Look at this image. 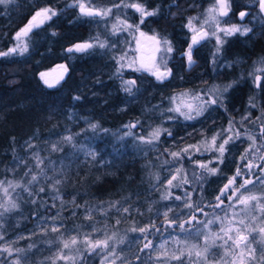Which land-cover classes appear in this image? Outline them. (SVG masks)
Returning a JSON list of instances; mask_svg holds the SVG:
<instances>
[{
    "label": "trees",
    "instance_id": "obj_1",
    "mask_svg": "<svg viewBox=\"0 0 264 264\" xmlns=\"http://www.w3.org/2000/svg\"><path fill=\"white\" fill-rule=\"evenodd\" d=\"M134 3L155 15L141 23L138 14L132 13ZM81 4L99 14L82 13ZM47 7L56 15L17 40L16 33L25 28L33 13ZM206 8L197 0L0 3V53L16 49L0 55V248L7 240L21 239L12 246L9 258L0 253V264H12L10 260L22 262V258L28 263L21 264H52L53 238H93L97 233L92 236L90 226L96 224L87 215L101 217L105 210L121 217V210L135 209L132 222L123 221L120 225H124L122 230L133 228L135 239L145 241L148 232L168 219L167 210L161 212L164 199L160 196L165 189L164 167L177 164L170 161L165 166L170 153L190 154L198 143L212 141L213 137L221 142L235 126L232 121L245 117L248 121L259 120L264 116V13L259 0H229L224 24L247 31L230 36L219 50L210 35L194 43L196 35L190 26L197 17H204ZM242 11L246 13L243 18L239 15ZM134 29L156 37L172 49L170 76L158 80L156 74L135 62L134 41L129 38ZM85 43L93 47L75 50V45ZM190 46L191 65L186 55ZM22 47L26 50L20 51ZM62 64L67 66L64 78L49 87L41 74ZM257 66L262 71L255 83L253 74ZM214 83L222 91L212 95L216 103H206V107L209 103L213 106L201 107L200 114L192 119L178 113V117L172 115L175 101H194L203 93L202 88L208 89ZM126 87L131 88V93ZM58 124L61 133L78 137L76 146L87 147L75 152L78 162L71 177L57 175L54 162L49 163L58 158V152L39 150L47 138L53 137L52 127ZM157 128L162 136L152 139L151 133ZM254 129L264 151L263 125ZM183 138L187 140L182 142ZM247 147L241 141L228 145L221 164L215 166L216 174L202 185L199 198L193 196L197 208L208 209L205 204L216 197L227 179L233 180ZM86 152L92 156L83 159ZM180 177L185 180V173ZM5 191L10 206L3 210ZM60 193L79 205V212L65 218L61 230L25 237L49 207L50 195ZM183 213L171 212L170 222L185 221L189 214ZM142 228L145 231L141 232ZM156 229L152 235L154 242L163 234ZM168 235L176 238L172 232ZM127 236L132 240L131 235ZM177 238L186 239L180 232ZM42 249L45 251L41 252ZM115 252L123 264H142L140 249L129 251L123 258L120 249L110 251Z\"/></svg>",
    "mask_w": 264,
    "mask_h": 264
},
{
    "label": "rangeland",
    "instance_id": "obj_2",
    "mask_svg": "<svg viewBox=\"0 0 264 264\" xmlns=\"http://www.w3.org/2000/svg\"><path fill=\"white\" fill-rule=\"evenodd\" d=\"M11 2L12 0L2 4L5 5ZM208 4L204 17H197V21L194 20L190 28L193 31L192 33L196 35V42L198 39L200 41L206 35H210L215 40L216 48L221 49L224 42L237 32L225 35L222 30L231 29L234 26L227 23L224 24L223 17L225 15L220 14L217 0H209ZM119 22L122 23L121 21ZM124 25L130 28L128 24ZM237 28L240 29V32L246 33L244 27ZM130 29H133V27ZM137 34L134 29V33L129 37L131 38V42L134 41L135 62H139L140 66L150 73L156 75L164 74L165 77L170 76L169 62L171 52L168 51V48L157 40H139L140 43L137 48ZM218 37L221 41L219 43ZM22 42L25 44V39H22ZM147 42L150 43V46ZM141 44L152 47L151 51H143L140 48ZM21 49H24V47L20 48V51ZM212 53H215L214 49ZM255 70L253 79L255 83H258V76L262 69L257 66ZM66 71V64L57 65L53 69L43 73L44 76L42 78L47 80L48 84L54 85L64 78ZM202 91L203 93L196 97L198 99H195V102L182 99L175 101L174 109L179 107L180 112L175 111L172 115H175V117L179 115L181 117L184 116L186 119V115L190 114L194 118L201 107L205 109L213 106L212 103H209L206 107V103L212 102L214 100L212 99V95H216L217 92H221L222 90L218 89V85L214 83L208 89L207 87L202 88ZM189 106L191 111L189 110ZM181 112L185 113V115H181ZM261 121L264 122V116H260L259 120L251 119L248 121L245 117L238 119L237 122L232 121L231 124L235 126L230 128L221 142L218 139H216L215 145L212 143L213 140L205 143L200 142L193 148L190 154L186 155L175 152L177 155L173 156L174 152L170 153V159L165 161V166L170 161L172 164H174V161H177L178 166H176L175 162L176 165H168L163 169L165 172L163 181L165 189H163L160 196L161 200L164 199L161 205V212L165 213V210H167L166 218L168 219L164 220L163 224L160 223L156 227L157 229L155 228L157 232L160 229V231H163L162 237L158 242H154L155 235L152 236L155 233V229L150 234L148 232L145 235V241L135 239L134 234L136 230L133 228L122 230L124 225L120 224H123V221L127 223L128 221L132 222L135 209H132L133 212H129L128 209L124 208L125 210H121V217L119 213L105 210L104 213H101V217L90 218L87 215V218L97 225L90 226L91 235L97 233L95 236L92 235L93 238L72 239L70 241L65 236L53 238L52 241L55 244V248H53L54 250L52 249L51 263L123 264L121 259L119 261L120 257L116 253L117 251L114 254H111L110 251L112 249H120L122 254H124L121 257L123 258L129 251H135L137 248L143 253L142 264H264V164L262 162L258 168L253 166L264 155L263 148L259 145V143L261 144L258 139L259 133L257 136V130L254 129L255 126L263 125V132L261 134L264 135V124ZM52 131L53 137L47 138L42 146L39 147V150L47 149V152H58V158L51 160L49 163L54 162L53 165L58 171L57 175L71 177L76 172L75 164L78 162L75 152L85 150L87 147L85 145L76 146L74 142L78 137L76 135H69V133H61L59 124L52 127ZM161 134L160 136H162ZM184 138L181 139L182 142H185L187 139L190 140L187 137L186 140ZM225 139L229 140L225 145V151L228 145L234 141H241L248 145L241 158V167L235 170L233 174V177L235 175L238 177L234 181L232 180V184L225 191L224 186L229 184L231 178L227 179L216 197L210 203L205 204L209 207L208 209L197 208L193 203V196L199 198L202 185L205 184V181L209 177H213L216 174V171L211 173L208 169L215 168V166L221 164L225 151L221 157L217 149ZM91 156L92 154L86 152L82 158ZM201 165H206L207 167H201ZM238 172L239 175H237ZM183 173L186 175L185 180L180 177ZM243 175H247L244 182L240 180V177H243ZM169 180L172 181L171 184L168 183ZM222 191L224 192L223 196H221ZM3 195L4 197L1 202L4 204L1 205V208L6 210L9 209L10 199L7 191ZM165 197L167 198L165 199ZM217 197H220V199H217ZM252 197L256 199H252ZM243 201H246V203ZM48 206L46 212L38 218L34 226L30 227L29 233L25 237L35 233H54L61 230L65 218L79 212V205L77 206L73 200H66V196L62 193L58 196L50 195ZM180 211L189 214L186 220H181L179 223L170 222V219H172L170 216L171 212L179 213ZM144 212L146 211H142V213ZM111 217L113 219L109 220ZM179 220L180 218L175 219V221ZM98 224H103L104 227L98 226ZM180 225H183V228ZM116 230L118 231L116 232ZM169 232H172L176 236L174 240L168 235ZM178 232L184 233L186 239H178ZM127 235H131L132 240L128 239ZM150 238L152 239L148 240ZM169 240H172V242L169 243ZM20 241L21 239L16 237L5 241L0 248V253H4L9 258L12 254V246ZM97 241L101 243L97 245ZM66 243L68 247H65ZM44 251V249L41 250V252ZM20 260H23V263H28V260L23 258ZM10 262L12 264L22 263L18 260H10Z\"/></svg>",
    "mask_w": 264,
    "mask_h": 264
},
{
    "label": "snow or ice",
    "instance_id": "obj_3",
    "mask_svg": "<svg viewBox=\"0 0 264 264\" xmlns=\"http://www.w3.org/2000/svg\"><path fill=\"white\" fill-rule=\"evenodd\" d=\"M8 2H10V0H0V3H8ZM218 3H219V11H220V14H222V15H227V13H228V4H227V0H218ZM259 5H260L261 10H264V0H259ZM79 7H80L81 12L84 13V14H86V15L93 16V15L99 14V13H93V12H91V11H86L85 8H84V6H83L82 4L79 5ZM132 7H135V8H136V11L140 12V14H141V23H143V17H144V16H146V15H147V16L155 15L154 12H147V11H145V9H144L141 5H138V4H137V5H132ZM49 13H51V14L49 15ZM55 15H56V13L53 12L50 8H44V9H41L40 11H37V12L35 13V15L32 16V20L29 21V25H28L27 27H25L24 29H21L20 32H17V33H16V38H17V40H19L21 34L27 35L28 31L31 30V28L34 26V25L32 24V21L37 20V18H41V21H40V22L42 23L43 20L51 19V17H52V16H55ZM239 15H240L241 18H243V17L246 15V13L242 11V12H240ZM222 31L224 32L225 35H231V34H233V33H235V32L240 31V29L237 28V27H232L231 29H223ZM245 31H247V29H245ZM242 34H243V33H242ZM217 39H218V43L221 42V41L219 40V37H218ZM195 42H196V41L194 40V43H195ZM91 47H93V45L90 44V43L77 44V45L74 46V48H75L76 51H85L86 49L91 48ZM99 47H104V45H103V44H100ZM24 50H26V49H21V51H24ZM72 50H73V49H69V51H72ZM218 50H219V49H218ZM14 51H16L15 48L10 49V50H9V53L14 52ZM168 51L170 52V51H172V49L169 47V48H168ZM9 53H0V55H8ZM186 55H187V59H188L189 65H191V63H193L191 46L189 47V51L186 53ZM41 75H42V77L44 76V74H41ZM157 79L162 81L163 79H165V75H164V74H159V75H157ZM44 82H45V84H48V81H47V80H45ZM131 83H133V82H128L129 85H130ZM51 86H52V85L49 84V87H51ZM258 86H259V85H258ZM125 90L128 91L129 93H131V88H130V87H126ZM226 90H227V89H225V91H226ZM77 99H78V98H77ZM212 103H216V101L213 100ZM189 110L191 111L190 106H189ZM170 111H171V110H170ZM174 111H176V112H180V108L177 107L176 109H174ZM199 114H200V112L198 111V112H197V115H199ZM181 115H185V113L181 112ZM186 118H187V119H192L193 117L189 114V115H186ZM133 126H135V125H133ZM165 131H166V130H165ZM160 134H161V129L157 128V129L153 130V132L151 133V137H152V139H156V140H158L159 137H160ZM69 139H70V137H69ZM229 139H231V138L229 137ZM215 141H216V138L213 137V141H212L213 145H215ZM228 142H229V140H228V139H225L224 142L221 143V144L219 145L218 149H217V150L219 151L221 157H222L223 154H224V151H225V145H226ZM172 155L175 156V155H177V154H176V153H173ZM201 167H207V166H206V165H201ZM208 171L211 172V173H214V172L216 171V169H215V168H210V169H208ZM237 175H239V172L237 173ZM35 179H36V177L33 176V180H35ZM173 179H175V177H173ZM233 179H235V178H233ZM232 182H233V181L230 180V181H229V184H227V185L224 186V190H225V191L228 190L229 185H231ZM168 183L171 184L172 181L169 180ZM42 191H43V189H42ZM223 195H224V192L222 191L221 196H223ZM166 198H167V197H165V199H166ZM177 199H179V197H177ZM217 199H220V197H217ZM252 199H256V198H255V197H252ZM243 202L246 203V201H243ZM12 207H15V205H12ZM165 216H167V213H165ZM180 227L183 228V225H180ZM54 230H55V229H54ZM140 231L143 232V231H145V230L142 228V229H140ZM229 239H231V237H229ZM73 243H75V241H73ZM96 243H97V245H99L101 242H100V241H97ZM146 246H147V245H146ZM65 247H68V244H67V243L65 244Z\"/></svg>",
    "mask_w": 264,
    "mask_h": 264
},
{
    "label": "flooded vegetation",
    "instance_id": "obj_4",
    "mask_svg": "<svg viewBox=\"0 0 264 264\" xmlns=\"http://www.w3.org/2000/svg\"><path fill=\"white\" fill-rule=\"evenodd\" d=\"M198 2H199V5H204V6H208L209 4H208V1L209 0H197ZM217 2H218V0H217ZM2 4V3H1ZM219 4V3H218ZM227 4H228V7H229V0H227ZM133 5H137V4H133ZM139 5V4H138ZM132 7V6H131ZM47 8H50V7H47ZM143 8H145V7H143ZM41 9H44V8H40V9H38L37 11H40ZM51 9V8H50ZM132 9V13H137L138 15L136 16L137 17V19H140V21H141V14H140V12H138V11H136V8L135 7H132L131 8ZM86 10V9H85ZM37 11H35L34 13H33V15H35V13L37 12ZM86 11H89V10H86ZM51 13H49V15H50ZM32 15V16H33ZM32 16H31V20H32ZM150 18V16H144L143 17V20L144 19H149ZM39 19H41V18H37V20H35V21H32V24L34 25L32 28H31V30L33 31V30H35L36 28H39V27H41L42 25H44V23L48 20V19H46V20H44L42 23L39 21ZM30 20V21H31ZM139 21V20H138ZM29 25V22L27 23V25L25 26V27H27ZM30 30V31H31ZM30 31H28V32H30ZM139 35H138V41H137V48H138V46H139V43H140V41H143V40H157L159 43H161L156 37H154V36H151V35H146V34H144L143 32L141 33H138ZM142 38H144V39H142ZM140 40V41H139ZM147 44L150 46V43H148L147 42ZM162 44V43H161ZM143 51H147V52H150L151 51V49H152V47H148V46H146V44H141V47H140ZM153 49H155V48H153ZM262 157V156H261ZM260 157V158H261ZM264 161V160H263ZM247 175L248 176H250V174L249 173H247ZM247 175H243V177H240V180L242 181V182H244L245 180H246V177L245 176H247ZM233 178H237L236 177V175L233 177ZM235 179H233V180H235Z\"/></svg>",
    "mask_w": 264,
    "mask_h": 264
},
{
    "label": "water",
    "instance_id": "obj_5",
    "mask_svg": "<svg viewBox=\"0 0 264 264\" xmlns=\"http://www.w3.org/2000/svg\"><path fill=\"white\" fill-rule=\"evenodd\" d=\"M262 11L264 13V10H262ZM263 160H264V155L260 158L259 162L258 163H254L253 166L256 167V168L260 167V165L262 164Z\"/></svg>",
    "mask_w": 264,
    "mask_h": 264
}]
</instances>
